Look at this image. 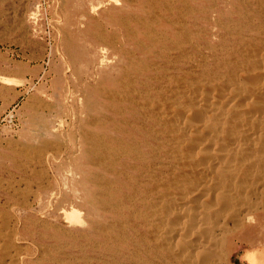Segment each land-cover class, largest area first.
Returning <instances> with one entry per match:
<instances>
[{
	"label": "rangeland",
	"instance_id": "374dc122",
	"mask_svg": "<svg viewBox=\"0 0 264 264\" xmlns=\"http://www.w3.org/2000/svg\"><path fill=\"white\" fill-rule=\"evenodd\" d=\"M98 1L0 0V264H121L116 257L113 258V251L125 242L124 236L127 237L129 229L125 216L121 214L122 204L129 203V200L123 195L121 186L126 183L131 185L134 176L131 179L128 177V180L112 172L115 160L113 148L127 143L121 139L116 141L112 136L115 135V126L121 125L122 130L127 125V119L133 121L138 117L132 109L139 104L130 98L140 99L143 103L146 100V105L153 100L152 104L170 100V97L167 99L171 93L169 90L176 87L177 82L185 85L192 83L194 87L198 75L209 70H225L227 61L234 56L246 57V50L256 44L250 27L261 30L264 26V13L257 11L258 5L253 0H123L117 7L106 2L96 12H91ZM91 17L99 18L106 27L103 44L111 59L102 66L104 69L99 80L93 74L97 70L93 66L98 64L101 55L99 46L87 43L85 33L79 36L71 33L70 40L74 41H71V46H66L65 41L70 33L68 29L76 28L80 20H90ZM240 44L242 48H239ZM160 74L163 75L161 78ZM161 85L167 87L168 92ZM63 88L72 90V101L67 104L63 100ZM134 88L144 90V94L138 95V98ZM110 90L113 92H108ZM156 96L157 99H153ZM95 117L98 121H94ZM35 147L48 155L43 164L37 160L40 151L36 149L35 153ZM25 148L26 151H22ZM129 174L133 175L131 171ZM113 205H118L120 210ZM72 208L80 211L82 221L87 218V224L66 221L61 211ZM123 210L127 212L126 206ZM120 229H123L122 233ZM12 232L15 233L14 239ZM105 232L109 233V237L105 236ZM4 233L8 236L2 237ZM53 233L58 234L57 238ZM94 239L99 242L96 244ZM7 242L11 245L8 246ZM5 245L6 249H1ZM229 245L230 250L223 264H261L248 260L247 255L254 250L264 253V210L259 212L258 222L245 226L230 239ZM11 246L14 248L11 249ZM48 247L49 250L46 249ZM126 261L125 264H130L129 256Z\"/></svg>",
	"mask_w": 264,
	"mask_h": 264
},
{
	"label": "bare ground",
	"instance_id": "6f19581e",
	"mask_svg": "<svg viewBox=\"0 0 264 264\" xmlns=\"http://www.w3.org/2000/svg\"><path fill=\"white\" fill-rule=\"evenodd\" d=\"M75 1L76 0H74V2ZM253 1H255V3H257L258 5L257 11H261V13H264V0H253ZM106 2H109V3L111 2L113 3V7L115 6L117 7L118 5L123 3V0H99L95 6H92L91 12L93 13L96 12L97 9L100 8L102 5H104ZM170 6L172 8V5ZM177 8H179V6ZM182 16L185 17L184 15ZM92 17L91 19L88 18L90 20H84V19L80 20V22L76 25V28L74 29L71 28V30L68 29L70 33L67 31L69 34L67 35V38L65 41H66V46H71L72 42H74L70 40L72 34L74 36H79L80 33L81 34L85 33L87 34V39H86L87 43L91 45L99 46V49L101 50L99 62L98 64L93 66L95 68L97 67V70L95 69V72H93V74L99 80V76L104 69L102 66L105 65V63L109 62L111 59L108 55L107 47L103 44L104 30H105L104 28L106 27H104L102 20H100L99 18L96 19V17H94L96 19L95 20V19H92ZM216 17H219V16H216ZM166 18L168 19V17ZM177 22H179V20ZM243 23L246 24L245 22ZM148 27H149V24H148ZM250 30L254 33L253 37L255 39L256 44H253L254 46L246 50V52L244 53L246 57L243 58V57L234 56L235 57L234 58L232 56L233 59L227 61L228 64L227 66H225L226 67L225 70H221V71L220 70H213V71L209 70L208 73H204L203 75L199 73L201 75H198V77L196 78L197 83L194 82L195 83L194 87L193 85H191L192 83L190 85H185L184 83L178 84L177 82L176 83L177 86L174 88H172L173 87L172 86L171 91L168 89L169 92L171 93L169 94L168 97L167 96L166 97L167 99L170 97L171 98L170 100L163 102V103L159 102V104H152L153 102H155L153 100V102L151 103L147 102V105H146L145 104L146 100L143 103L141 102L142 100L139 99L138 101H136L137 99L130 98V96L127 95L129 96L131 101L135 103L137 102L139 104V106L136 107V109H132L135 112L134 114H137L138 117H136L137 119L133 121L131 119H127V125L123 127L122 130L120 127L121 125H119V127L115 126L114 128L115 135H113L112 138L116 141H119V139H121L127 143H121L119 146H116L115 148H113V155H114L115 160L113 161L114 164L112 166L110 165L112 172L117 176L121 175V176L126 177L127 179L128 177L130 178L131 176L132 177L134 176V179H133L134 181L132 180L133 183L131 185L125 182L126 184L124 186H121L122 187L121 191H124L123 195L126 196L129 200V203H124V204L121 203L122 206L124 205L127 208V212L123 210L124 206L122 207V210H121V214L125 216V217L124 216H121V217H124L126 219L125 222L129 226V229H127L128 230L127 237L124 236L126 238V239L123 238L125 242L122 243V245L119 248H116L113 251V255H114L113 258L116 257L118 262H121V264L123 263L125 264L124 261H126L128 256L130 257V261H131L130 264H223L224 259L226 255L228 254V251L230 250V245H229L230 239H233L234 237H236L239 231L245 228V226H247L248 224L252 222H256V223L258 222L259 212L261 210H264V26L261 30L255 28L254 26H251ZM146 34L149 35V33H146ZM115 36H118V35H115ZM108 38L109 37H107V39ZM178 42L179 41H177V43ZM186 42L189 43V41H185L184 43ZM184 47H181V48H184ZM239 48H242V46ZM204 55L206 56V54ZM177 57H178V54H177ZM195 62L197 63V61ZM174 68H177V67H174ZM161 75L162 74H160V78H161ZM192 77L194 76L192 75ZM66 78L67 80L66 79L65 80L68 82V85H69L68 76H66ZM168 86L170 87V85ZM163 87L161 85V88ZM164 88L165 90H167L166 89L167 87H164ZM134 89L137 90L136 91L137 97L138 95H141L144 92V90L142 92V89H138V88H134ZM108 92H113V91L110 90ZM71 93H72L71 88H68L67 90L63 88L62 90L63 100L64 102H66V104L69 103V101H72L73 95ZM105 96L107 97V95ZM161 97H163L164 99L163 94ZM84 98L86 97L84 96ZM81 99L82 98L80 96L79 100ZM120 99H123V98H120ZM153 99H157V96L156 98H153ZM73 115L71 117L75 121V116ZM114 119L113 121H115ZM94 121H98V119L96 118V120ZM101 122L103 121L101 120ZM78 123L79 125H81L80 122ZM91 123H94V122H91ZM119 130H121L120 133L119 134L116 133V131L118 132ZM100 139H102V137ZM48 141L50 142V140ZM55 143L57 144V141ZM107 145H109V143H107ZM111 147L112 146H110L109 149H111ZM29 148L30 146L28 147L27 151H29ZM34 149L38 150L37 147L33 148V150ZM94 149L95 148H93V150ZM37 150L35 153H37ZM22 151H26V148L25 150L22 149ZM38 151H40V148ZM31 153H34V151ZM31 153L29 155H31ZM47 156L48 155L46 154L44 155V152L40 151V153H38V156L36 157H38L37 160H39V162L43 164L44 162L47 161ZM25 157L28 158L27 156ZM105 158L107 157L105 156ZM130 171L133 173V175L129 174ZM93 177L95 178V176ZM104 178H103V181H104ZM106 182L110 183V181H107V180ZM112 184L114 185V183ZM110 186L111 188L113 187L112 185ZM107 188H110V187L107 186ZM109 194L110 193L108 192V195ZM109 203L111 204L110 201ZM105 206H109V205H105ZM117 206H114V207L119 209V207ZM120 208H121V205H120ZM61 213L64 215V218L66 219V221L68 220L72 224L75 223L76 221H79L81 224H87V218H85V220L82 221L80 211L76 209L72 208L69 210H63L61 211ZM17 221H19V219H17ZM104 225L106 226V224ZM7 227H9V225ZM7 229H4V230H7ZM120 230L122 233L123 229H120ZM14 234L12 232L13 239H14ZM104 234L105 236L107 235L109 237V233L107 234V232H105ZM1 235L2 237H4V235L8 236L5 233ZM53 235L56 236V233L55 234L53 233ZM57 236L55 238H57ZM11 240L12 239H10V241ZM97 242L99 241L96 240V244ZM10 243L7 242V245ZM7 245H5L4 247L1 246V249L5 248ZM62 245H63V242H62ZM13 246H11V249ZM57 246H56V250L58 249ZM72 247H74V245ZM94 247H96V245ZM46 249L49 250V247ZM93 257L95 258V256ZM107 257L109 256L107 255ZM66 259L69 260L68 257ZM247 259L255 263L264 264V253L259 250H254L253 252L250 251L249 256L247 255ZM16 260H18V258ZM44 260L47 261L45 258ZM76 260H78V258ZM97 260L99 261V259ZM78 264H81V263H78Z\"/></svg>",
	"mask_w": 264,
	"mask_h": 264
}]
</instances>
